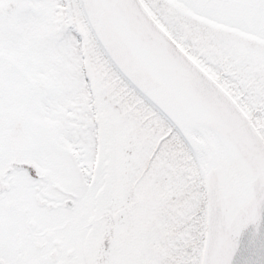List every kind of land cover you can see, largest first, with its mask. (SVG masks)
I'll use <instances>...</instances> for the list:
<instances>
[{
	"label": "snow or ice",
	"instance_id": "snow-or-ice-1",
	"mask_svg": "<svg viewBox=\"0 0 264 264\" xmlns=\"http://www.w3.org/2000/svg\"><path fill=\"white\" fill-rule=\"evenodd\" d=\"M0 264H264V0H0Z\"/></svg>",
	"mask_w": 264,
	"mask_h": 264
}]
</instances>
